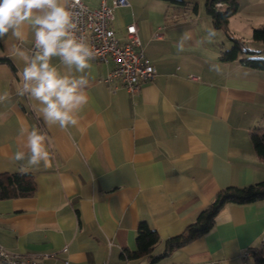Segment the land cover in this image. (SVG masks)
<instances>
[{
  "label": "crops",
  "instance_id": "crops-1",
  "mask_svg": "<svg viewBox=\"0 0 264 264\" xmlns=\"http://www.w3.org/2000/svg\"><path fill=\"white\" fill-rule=\"evenodd\" d=\"M82 1L91 8L100 3ZM256 1L238 0L228 20L240 41H252V29L264 26V0ZM132 22L154 78L131 93L117 80L104 81L111 64L93 60L89 103L78 125L67 130L46 125L34 102L16 92L24 64L12 51L20 47L31 55L32 31L26 29L23 43L0 40V95L9 94L0 103V174L24 167L35 181L31 195L0 199L5 249L53 264L63 258L72 264H149L148 256L122 255L135 249L141 221L156 230L160 240L150 254L159 255L164 241L192 223L218 190L264 179V162L250 140L252 130L264 127V70L220 59L231 45L213 27L204 1L192 10L168 0H129L114 10L116 36L121 39ZM22 127L47 137L51 167L27 165ZM17 151L26 153L25 160L12 159ZM262 246L264 199L226 204L207 233L156 264H249Z\"/></svg>",
  "mask_w": 264,
  "mask_h": 264
},
{
  "label": "clouds",
  "instance_id": "clouds-1",
  "mask_svg": "<svg viewBox=\"0 0 264 264\" xmlns=\"http://www.w3.org/2000/svg\"><path fill=\"white\" fill-rule=\"evenodd\" d=\"M80 0H0V40L7 37L23 43L26 29L34 34L33 51L27 55L20 47L12 51L13 57L23 60L20 72L21 82L16 92L26 96L33 111L48 126L61 130L75 127L79 113L89 103L87 71L95 59L94 49L78 36V11ZM185 35L179 42L182 48ZM56 59L59 66L53 63ZM60 66L65 71L61 72ZM9 98L5 92L0 103ZM21 134H27V165L51 167V153L47 137L37 129L28 131L22 127ZM24 151L14 153V161H23ZM21 167V171H25Z\"/></svg>",
  "mask_w": 264,
  "mask_h": 264
},
{
  "label": "trees",
  "instance_id": "trees-1",
  "mask_svg": "<svg viewBox=\"0 0 264 264\" xmlns=\"http://www.w3.org/2000/svg\"><path fill=\"white\" fill-rule=\"evenodd\" d=\"M179 7L196 9L197 0H168ZM207 15L210 16L214 28L225 32L231 41V46L220 54L223 61L239 60L247 67L264 70V58L258 57V51L242 46V42L228 32V20L238 10V0H203ZM220 3V5H217ZM251 40L264 44V26L253 28ZM246 55H249L247 57ZM244 56H246L244 58ZM250 140L258 158L264 162V127L255 128L250 132ZM35 190V181L30 172H6L0 174V199L20 196H29ZM264 199V179L243 186H228L216 192L210 203L202 209L196 219L181 233L171 236L164 241V251L159 255H151L153 247L160 238L156 230L147 222L141 221L138 225L135 238V249L123 252L127 258L149 257V264H156L161 258L174 250L184 246L193 239L207 233L213 226L215 217L226 204H246ZM253 262L249 264H264V246L255 249L252 253Z\"/></svg>",
  "mask_w": 264,
  "mask_h": 264
},
{
  "label": "built area",
  "instance_id": "built-area-1",
  "mask_svg": "<svg viewBox=\"0 0 264 264\" xmlns=\"http://www.w3.org/2000/svg\"><path fill=\"white\" fill-rule=\"evenodd\" d=\"M127 6H129V0H100L98 7L91 8L80 0L76 9L79 13L77 34L94 49L96 53L94 60L103 64H111L104 81L117 80L120 87H124L131 93H137L142 82L154 78L156 70L145 56L138 36V27L134 22L125 26L121 39L115 34L111 25L114 19V10ZM160 35L158 30L153 34V37L159 38ZM31 50L33 51V44ZM188 77L190 79L199 78L194 75ZM63 250L65 251L66 248ZM248 253L246 251L242 256L246 258ZM48 256H53V254L42 255V257ZM38 258L39 256L32 254L23 255L9 251L0 245V264H53L41 262ZM61 264L72 263L68 258H63ZM209 264L219 263L211 262Z\"/></svg>",
  "mask_w": 264,
  "mask_h": 264
},
{
  "label": "rangeland",
  "instance_id": "rangeland-1",
  "mask_svg": "<svg viewBox=\"0 0 264 264\" xmlns=\"http://www.w3.org/2000/svg\"><path fill=\"white\" fill-rule=\"evenodd\" d=\"M199 2L202 4V6H203V0H199ZM258 4H260L261 2H263V0H257L256 1ZM220 30V29H219ZM223 34H224V37H225V40L227 41V42H229L230 44L229 45H231L232 43H231V41L228 39V37L225 35V33L222 31V30H220ZM228 32L232 35V36H234V37H236V38H238V36H236L234 33H232L231 31H229V29H228ZM241 42H242V46H244V47H248L249 49H251V50H254V51H258V54H257V56L258 57H262V58H264V44L263 43H261V42H259V41H249V40H241ZM230 46H228L227 48H229Z\"/></svg>",
  "mask_w": 264,
  "mask_h": 264
}]
</instances>
